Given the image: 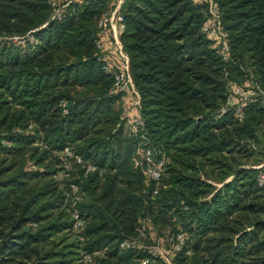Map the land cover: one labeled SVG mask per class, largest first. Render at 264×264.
Instances as JSON below:
<instances>
[{
	"label": "trees",
	"instance_id": "1",
	"mask_svg": "<svg viewBox=\"0 0 264 264\" xmlns=\"http://www.w3.org/2000/svg\"><path fill=\"white\" fill-rule=\"evenodd\" d=\"M56 1L60 20L48 0H0V264H165L139 240L168 226L173 264H264L248 164L264 148V0H212L227 58L203 32L207 0L124 3L136 132L98 61L110 0ZM244 74L250 96L228 88Z\"/></svg>",
	"mask_w": 264,
	"mask_h": 264
},
{
	"label": "built area",
	"instance_id": "2",
	"mask_svg": "<svg viewBox=\"0 0 264 264\" xmlns=\"http://www.w3.org/2000/svg\"><path fill=\"white\" fill-rule=\"evenodd\" d=\"M129 0H110L108 8L101 14L97 21V29L99 32V38L96 41V48L99 50L100 55L98 61L104 62L103 69L105 72L113 73V84L111 87V93L122 94L125 101L129 100V107L124 109L123 118L128 119V123L132 132H136L141 126L140 116L138 114L139 99L134 89L133 81L129 72V60L120 42V35L123 31V15L122 7L124 3ZM209 3V9L206 13L207 21L203 26V32L211 39L217 40L221 35V30L218 24V12L212 0H207ZM53 9V18L58 20L62 17L64 7L68 4L60 5L56 0H48ZM221 52L224 58L229 55L226 47H221ZM235 93L242 95L244 92L239 88L234 89ZM236 114L241 118L239 107L236 108ZM225 112V108L221 110V113ZM146 160V175L152 180H158L161 175V168L164 163V158L155 160L151 151L147 150L144 153ZM78 162H81L78 159ZM139 162H135V166H138ZM87 170L93 171L94 168L88 166ZM257 182L260 187H264V172H260L257 175ZM77 219L74 228L78 229L83 225V222L79 220L77 215H74ZM141 236L144 234L141 232ZM178 242L175 244V250L180 249V245L183 241V236L178 235ZM148 253L153 257H160L162 252L157 246L146 247ZM86 263H91V258L88 255L84 256ZM145 263V262H144Z\"/></svg>",
	"mask_w": 264,
	"mask_h": 264
},
{
	"label": "rangeland",
	"instance_id": "3",
	"mask_svg": "<svg viewBox=\"0 0 264 264\" xmlns=\"http://www.w3.org/2000/svg\"><path fill=\"white\" fill-rule=\"evenodd\" d=\"M218 24L221 30V35L219 39L215 40V44L220 46L222 44L223 47L227 48V46L223 43L224 33H223L222 24L220 22V17L218 18ZM230 85L233 89L239 88L240 90H242L244 93L241 96L252 95L250 80L246 79L245 74L236 78L234 80V83L231 81V84H228V88H230ZM234 98H235L234 101L235 104L240 101V97L235 96ZM129 103H130L129 100L121 102V108L124 110L125 108L129 107ZM250 147L252 148L253 155L249 158L248 164L252 165L253 168L262 169L264 172V148L257 145H250ZM202 177L205 178V174H202ZM171 238H172V230L171 227L168 226V227H164L160 231L159 230L155 232L151 231L145 239L139 240V245L145 248L151 246L159 247L162 252L161 256L159 257L160 260L164 261L165 264H173L172 260L176 252L175 250H173Z\"/></svg>",
	"mask_w": 264,
	"mask_h": 264
}]
</instances>
